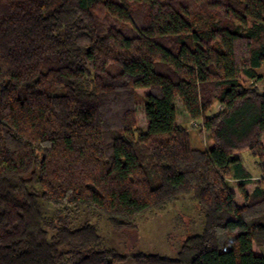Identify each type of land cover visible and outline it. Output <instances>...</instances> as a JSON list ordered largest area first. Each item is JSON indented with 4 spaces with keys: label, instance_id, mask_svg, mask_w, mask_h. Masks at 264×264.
Returning a JSON list of instances; mask_svg holds the SVG:
<instances>
[{
    "label": "trees",
    "instance_id": "trees-1",
    "mask_svg": "<svg viewBox=\"0 0 264 264\" xmlns=\"http://www.w3.org/2000/svg\"><path fill=\"white\" fill-rule=\"evenodd\" d=\"M262 69L264 0H0V264H121L82 213L134 231L184 196L203 232L135 264H264Z\"/></svg>",
    "mask_w": 264,
    "mask_h": 264
},
{
    "label": "rangeland",
    "instance_id": "rangeland-1",
    "mask_svg": "<svg viewBox=\"0 0 264 264\" xmlns=\"http://www.w3.org/2000/svg\"><path fill=\"white\" fill-rule=\"evenodd\" d=\"M264 75V69L261 70ZM264 92V80L259 84ZM146 93V92H142ZM178 121L189 128L190 136L194 147L208 148L213 144L209 132L203 128L202 122L192 121L182 101L178 99ZM140 127L147 128V118L144 107L138 108ZM247 170L252 174L253 180L261 174L257 160L250 151L239 153ZM236 184L235 182L232 183ZM254 185L250 186L253 189ZM240 199V200H239ZM238 203L244 204V199L239 198ZM45 211L52 215L54 210L51 206L45 205ZM91 222L97 225L103 236L105 245L108 248L117 249L128 257L121 264H135L132 256L138 252L147 254H161L170 257H177L184 241L193 235L202 233L204 230L205 217L200 206L193 202L190 196L181 197L180 201L168 210L163 212L148 213L144 215L134 231H116L107 222L104 216L99 213L83 212L77 220L76 225L84 222ZM263 253H264V249Z\"/></svg>",
    "mask_w": 264,
    "mask_h": 264
},
{
    "label": "crops",
    "instance_id": "crops-1",
    "mask_svg": "<svg viewBox=\"0 0 264 264\" xmlns=\"http://www.w3.org/2000/svg\"><path fill=\"white\" fill-rule=\"evenodd\" d=\"M214 145L212 144L210 147H208V148H212ZM238 157H239V153H238ZM239 159H240V157H239ZM241 161H242V159H240ZM243 162V161H242ZM261 176H262V173L260 174V176L257 178V179H260L261 178ZM240 200V199H239ZM241 205H243V204H241Z\"/></svg>",
    "mask_w": 264,
    "mask_h": 264
}]
</instances>
